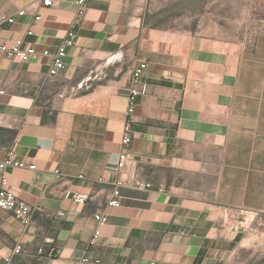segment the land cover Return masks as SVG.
<instances>
[{
    "label": "crops",
    "instance_id": "0c3cea01",
    "mask_svg": "<svg viewBox=\"0 0 264 264\" xmlns=\"http://www.w3.org/2000/svg\"><path fill=\"white\" fill-rule=\"evenodd\" d=\"M149 1L88 0L77 20L78 0H0V46L37 50L26 63L0 52V161L18 142L16 158L36 166L4 172L35 212L25 229L0 209V264H73L85 255L99 264H264V29L238 41L165 27L153 24ZM71 30L65 68L47 79ZM116 53L123 59L109 60ZM142 61L149 90L132 117L130 170H120L131 69ZM134 173L152 187H124L121 206H107L110 183ZM68 189L96 197L75 203ZM98 210L106 223L94 219Z\"/></svg>",
    "mask_w": 264,
    "mask_h": 264
},
{
    "label": "built area",
    "instance_id": "2783aa9c",
    "mask_svg": "<svg viewBox=\"0 0 264 264\" xmlns=\"http://www.w3.org/2000/svg\"><path fill=\"white\" fill-rule=\"evenodd\" d=\"M88 0H78L79 11L77 20H81L86 12ZM43 6H51L53 0H41ZM26 8L20 9L16 15L23 16L27 13ZM16 15L14 16H3L2 20L7 23H14L16 21ZM42 15L39 14L35 17V20H41ZM1 31V25H0ZM33 31L29 30L28 34H32ZM74 36L75 32L71 30L63 42L59 50L53 54L54 61L49 68L46 76L47 79H55L60 75V71L65 68V56L67 55V48L74 45ZM0 52L6 55L10 59H17L23 63L29 62L34 56L37 55V50L34 45L23 46L20 41L8 45L2 44L0 46ZM46 55H49V51L45 52ZM123 59V56L119 54L112 55L109 60L118 61ZM148 68V63L142 61L138 63L131 69V75L129 80V98H128V108H127V120L125 122L123 133H122V146L124 149L120 152V159L118 161V167L120 170H130L127 165V153L126 147H128L132 140V117L135 112V108L138 102L139 97L145 96L149 90V84L143 79L144 71ZM99 75L97 74L96 77ZM92 76H89L75 86H72L70 89L63 86L59 91L55 93L52 98L53 104H61L66 98L71 97L77 89L83 88L85 80L89 81ZM5 87L0 89V95L5 94ZM18 145V142H15L12 147L8 149V156L0 161V209L12 211L16 219L21 223V225L27 229L33 222V214L35 208L30 205L25 200L19 198L16 193L10 188V181L8 177L4 174L8 167H19V168H31L34 169L35 165H28L25 161L19 160L16 158L14 148ZM59 172V171H57ZM111 188L109 193L106 196V203L109 207H119L122 204V189L124 187H134L139 189H148L152 187V183L146 179L139 177L136 173L132 174L128 178H117L111 183ZM64 197L68 200H72L75 203L86 204L94 197H96V192L94 193H85V192H75L72 190H66ZM60 215H65V212L59 211ZM94 219L99 224H104L108 220V214L104 210H98L93 215ZM100 230L97 229L90 241V245H95L97 239L100 236ZM23 248L21 245L17 246L13 254H20ZM8 261L11 260V257L7 258ZM99 264L100 259H93L89 255H85L82 258L73 262V264ZM155 264V263H151Z\"/></svg>",
    "mask_w": 264,
    "mask_h": 264
},
{
    "label": "rangeland",
    "instance_id": "374dc122",
    "mask_svg": "<svg viewBox=\"0 0 264 264\" xmlns=\"http://www.w3.org/2000/svg\"><path fill=\"white\" fill-rule=\"evenodd\" d=\"M169 1H149L148 9L157 15L152 18L153 24L175 25L176 28L180 25L192 31L201 30L208 35L238 41L243 40L246 33L264 29V0H181L163 7ZM176 17L181 20H175ZM155 45L160 48L163 43Z\"/></svg>",
    "mask_w": 264,
    "mask_h": 264
}]
</instances>
